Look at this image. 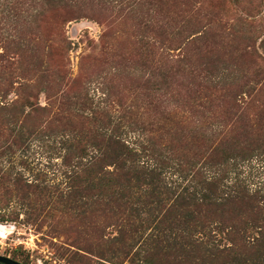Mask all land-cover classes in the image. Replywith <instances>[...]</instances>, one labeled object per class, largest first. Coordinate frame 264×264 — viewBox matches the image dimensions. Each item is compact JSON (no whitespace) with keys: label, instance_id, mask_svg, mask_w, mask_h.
I'll return each mask as SVG.
<instances>
[{"label":"trees","instance_id":"obj_1","mask_svg":"<svg viewBox=\"0 0 264 264\" xmlns=\"http://www.w3.org/2000/svg\"><path fill=\"white\" fill-rule=\"evenodd\" d=\"M190 1L101 0L98 9V0H10L9 38L0 40V152L47 139L62 155L52 177L26 162L0 164V222L23 215L46 225L50 238L63 232L56 255L67 264H264V193L224 182L231 162L264 147V117L249 120L237 103L244 87L264 83V72L230 84L232 104L190 103L204 87L218 91L227 68H203L225 59L214 55L219 44ZM114 9L138 20L142 51L105 60V78L136 65L146 103H124L99 77L101 89L75 91L79 78H70L62 55L33 38L43 18L106 23ZM215 109L220 123L206 127Z\"/></svg>","mask_w":264,"mask_h":264},{"label":"rangeland","instance_id":"obj_2","mask_svg":"<svg viewBox=\"0 0 264 264\" xmlns=\"http://www.w3.org/2000/svg\"><path fill=\"white\" fill-rule=\"evenodd\" d=\"M100 2L98 0L93 4V8L99 9ZM10 7V0H0V40L9 38L10 29L6 23L10 18ZM44 7L46 6L42 5L38 9L43 10ZM115 9L120 14L119 9ZM115 9L111 15L107 14L109 18L106 23L95 18H81L64 24H54L43 18L34 29L36 33L33 38L43 47H54L55 57L62 55L67 62L70 78H79L75 91L84 93L86 89L91 92L95 88L101 89L95 80L99 77L98 82L105 81L108 85L111 83L112 92L123 94L124 103H146L143 96L145 91L138 78L141 74H136V65L132 68L125 62L123 74L113 77L111 82L105 78H109L105 60L129 59L142 51L139 46L143 34L137 28L138 20L117 16ZM190 9H198L196 17L206 28L209 41L219 44L214 55L225 59L224 64L218 62L213 65L207 61L203 68L210 70L215 66H227L226 70L221 71L219 90H207L204 87L201 98L194 101V97L190 103H200L202 99L201 103L232 104L234 92L230 84L245 85L249 77L264 72V0H191ZM244 73L249 77L241 79ZM198 82L195 80L196 85ZM213 82L216 84L217 81ZM36 92L35 90L34 93ZM243 92L237 103L246 108L245 117L252 121L264 117V83L260 85L252 82L243 88ZM38 103H47L43 94L39 95ZM172 109L175 107L172 106ZM176 111L180 112L178 109ZM215 111L214 117L211 116L212 113H205L206 127L208 123L212 127H218L221 119L218 112L221 109ZM61 155L62 151L56 141L38 139L21 152L17 151L15 155L0 152V164L12 169L21 167L18 164L26 162L31 169L44 170L52 177L60 169ZM233 163L224 176V182L239 180L251 193H264V147L249 149L246 158H237L231 165ZM24 173L27 175L28 171ZM168 178L172 180L173 177L168 175ZM23 218L21 215L16 222H0L7 229V232L0 233V255L11 259L18 255L26 259L27 264H67L56 255L57 245L67 242V235L62 232L55 235L56 238H50L46 225L38 228L36 225L24 223ZM220 240L221 237H217L215 243Z\"/></svg>","mask_w":264,"mask_h":264},{"label":"water","instance_id":"obj_3","mask_svg":"<svg viewBox=\"0 0 264 264\" xmlns=\"http://www.w3.org/2000/svg\"><path fill=\"white\" fill-rule=\"evenodd\" d=\"M0 226H2V225H0ZM0 264H22V263L18 262V261H15V260H13L11 258H8V257L0 255Z\"/></svg>","mask_w":264,"mask_h":264},{"label":"bare ground","instance_id":"obj_4","mask_svg":"<svg viewBox=\"0 0 264 264\" xmlns=\"http://www.w3.org/2000/svg\"><path fill=\"white\" fill-rule=\"evenodd\" d=\"M5 232H7V229L2 227V226H0V233L2 234V233H5Z\"/></svg>","mask_w":264,"mask_h":264}]
</instances>
